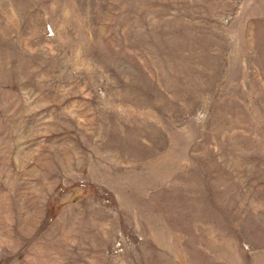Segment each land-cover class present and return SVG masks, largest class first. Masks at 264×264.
I'll return each instance as SVG.
<instances>
[{
	"label": "rangeland",
	"instance_id": "rangeland-1",
	"mask_svg": "<svg viewBox=\"0 0 264 264\" xmlns=\"http://www.w3.org/2000/svg\"><path fill=\"white\" fill-rule=\"evenodd\" d=\"M0 264H264V0H0Z\"/></svg>",
	"mask_w": 264,
	"mask_h": 264
}]
</instances>
